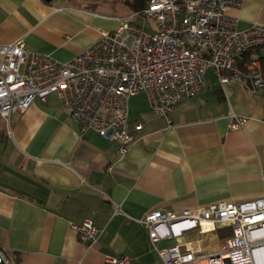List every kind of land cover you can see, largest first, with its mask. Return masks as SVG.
Returning <instances> with one entry per match:
<instances>
[{"label":"crops","instance_id":"obj_1","mask_svg":"<svg viewBox=\"0 0 264 264\" xmlns=\"http://www.w3.org/2000/svg\"><path fill=\"white\" fill-rule=\"evenodd\" d=\"M137 3L0 0V44L21 37L29 50L65 61L140 9ZM228 14L239 29L264 23V0H243ZM254 52L264 71V48ZM263 103L264 90L237 80L222 86L212 68L199 94L174 105L170 122L137 92L128 98L135 138L124 153L117 140L80 131L54 92L9 119L0 115V248L17 264H116L106 253L125 254L130 264H161L140 221L147 210L264 198ZM231 111L249 118L230 128ZM137 121L140 130L133 129ZM85 218L99 229L91 244L73 228Z\"/></svg>","mask_w":264,"mask_h":264},{"label":"built area","instance_id":"obj_2","mask_svg":"<svg viewBox=\"0 0 264 264\" xmlns=\"http://www.w3.org/2000/svg\"><path fill=\"white\" fill-rule=\"evenodd\" d=\"M242 2L146 0L131 15L119 17L114 29L100 30L91 45L65 61L29 50L21 37L0 44V115L9 119L11 113L54 92L80 131L91 128L117 140L124 153L135 138L128 121V98L137 92H144L151 109L170 122V112L181 97L200 93L208 68L222 86L237 80L253 92L264 90L259 54L250 55L243 68L239 65L243 53L264 48V23L239 29L237 17L228 14ZM133 15L152 19V30L130 20ZM248 118L231 111L229 127H240ZM142 126L137 121L133 129ZM140 221L161 264H264L263 197L216 200L181 210L156 207ZM73 228L85 244L98 238L99 229L91 218ZM207 232L211 237L202 240ZM192 236L197 247L189 245ZM163 239L172 241L158 246ZM212 241L218 242L216 248L209 247ZM104 257L116 264L131 262L122 253ZM0 264H17L2 247Z\"/></svg>","mask_w":264,"mask_h":264},{"label":"trees","instance_id":"obj_3","mask_svg":"<svg viewBox=\"0 0 264 264\" xmlns=\"http://www.w3.org/2000/svg\"><path fill=\"white\" fill-rule=\"evenodd\" d=\"M145 2H146V0H140V3H137L135 5V8H137V9H138V7L141 8L142 7L141 5L145 4ZM250 52L251 51H247V52L242 54V56L239 60V65L241 68H243L245 66L246 62H248V60L250 59ZM259 58H260L261 64H262V56L259 55Z\"/></svg>","mask_w":264,"mask_h":264},{"label":"rangeland","instance_id":"obj_4","mask_svg":"<svg viewBox=\"0 0 264 264\" xmlns=\"http://www.w3.org/2000/svg\"><path fill=\"white\" fill-rule=\"evenodd\" d=\"M134 21L137 24L144 26L146 29L152 30V28L150 27V24L152 23V19L142 16H137L134 18Z\"/></svg>","mask_w":264,"mask_h":264},{"label":"bare ground","instance_id":"obj_5","mask_svg":"<svg viewBox=\"0 0 264 264\" xmlns=\"http://www.w3.org/2000/svg\"><path fill=\"white\" fill-rule=\"evenodd\" d=\"M201 236H202V240H205L207 237H209V238L211 237L210 232H207V234H203V235H201ZM195 238H196L195 236H192V237L189 238V240L192 241V242H189V245H190V246H193V247L195 246V244H196V243H195V242H196ZM196 245H197V244H196ZM203 246H204V245H203ZM195 247H197V246H195ZM202 249H203V250H207V249H209V248L206 247V248H202Z\"/></svg>","mask_w":264,"mask_h":264}]
</instances>
